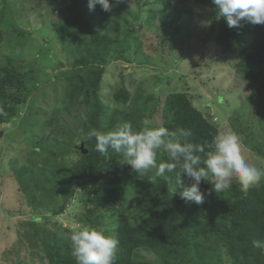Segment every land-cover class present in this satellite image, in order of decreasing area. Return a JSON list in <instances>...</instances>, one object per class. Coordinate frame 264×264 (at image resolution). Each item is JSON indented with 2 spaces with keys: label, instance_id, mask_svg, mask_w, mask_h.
<instances>
[{
  "label": "trees",
  "instance_id": "16d2710c",
  "mask_svg": "<svg viewBox=\"0 0 264 264\" xmlns=\"http://www.w3.org/2000/svg\"><path fill=\"white\" fill-rule=\"evenodd\" d=\"M38 1L48 4L59 0ZM130 1L136 4L135 9ZM110 3L114 5L110 12L97 4L95 14L89 17L88 0H70L68 15L57 24L63 34L70 31L77 50L65 67L57 66L60 72L53 77L54 84L63 89L55 109L56 133L65 139L61 142L44 133L33 145L36 157L45 154V158L40 162L31 159L30 164L14 167L13 172L33 207H45L55 219L51 231L40 227L36 216L27 221L30 232L25 236L31 239L30 247L38 248L32 258L40 264H76L68 237L73 230L87 227L119 241L115 264H264V251L252 246L253 239L264 241V179L246 193L235 179L229 190L219 193L212 191L210 182L202 180L200 189L205 199L197 205L172 195L174 189H180L175 183L179 168L166 172L167 178L154 177L155 169L139 176L120 154L109 150L105 156L96 151L95 138L88 139L93 129L108 132L125 123H131L134 131L161 126L190 129L192 135L180 138L181 142L201 145L210 144L224 131L210 111L194 104L187 90L168 93L163 87L156 95L139 87L133 95L123 85L111 95L116 105L106 104L101 97L102 83L112 62L129 60L133 45L145 59L135 33L146 24L155 33L157 54L172 56L178 43L190 45L192 31L185 27L182 15L188 14L186 21L192 23V3L210 11L207 38L222 47L225 55L235 53L236 68L249 70L255 83L248 100L258 108V117L264 122V69L251 70L264 65V25L242 21L240 27L229 28L212 0ZM3 6L0 27L12 20L7 0ZM146 7H152V12L146 13ZM15 33L21 36V32ZM5 38L6 32L0 28V46ZM126 38L131 45H126ZM158 79L167 86L170 77ZM38 83L27 59L5 56L0 65V125L19 117L21 108H27L38 92ZM28 119L33 121V112L27 109L21 123ZM256 149L264 153L261 147ZM201 156L203 159L206 154ZM156 160L157 165L170 162L163 151L157 152ZM190 183L185 180L186 185ZM79 194L85 208L81 227H64L57 218ZM129 197L133 201L127 210ZM19 212L25 214L24 210Z\"/></svg>",
  "mask_w": 264,
  "mask_h": 264
},
{
  "label": "rangeland",
  "instance_id": "374dc122",
  "mask_svg": "<svg viewBox=\"0 0 264 264\" xmlns=\"http://www.w3.org/2000/svg\"><path fill=\"white\" fill-rule=\"evenodd\" d=\"M7 1L11 6L12 20L0 27L6 32L0 46V65L5 62V56L27 59L35 69L40 88L27 108H21L19 117L10 124L0 125V264H17L22 260L23 264H40L32 258V252L38 248L30 247L31 239L25 236L30 232L27 221L36 216L39 226L51 231L55 229V219L45 207H33L28 195L20 190L13 172L14 167L28 165L31 159L40 162L45 158V154L36 157L37 148L33 145L44 133L47 138L50 135L61 142L65 139L56 133L55 109L63 97V89L54 84L53 77L60 72L57 66L65 67L68 59L77 55V50L69 36L70 31L67 29L63 34L57 28L59 20L68 15L66 6L70 0L48 4H39L38 0ZM3 4L4 0H0V13L4 10ZM130 4L136 8L134 2L130 1ZM189 7L194 9L192 23L186 21V13L182 19L185 27L192 31L190 45L178 43L171 57L165 53L157 54L154 51L157 45L155 33L146 24L135 33L142 43V58L146 60L141 59L134 45L131 46L129 60H115L109 66L102 83L101 97L106 104L116 105L111 95L123 85L133 95L139 87L156 95L163 87L168 93L187 90L198 108L208 110L216 117L223 132H237L247 162L264 169V153L256 149L261 147L264 150V122L258 117V108L248 100L255 81L249 70L236 68L235 53L225 55L222 47L207 38L210 11L194 3ZM86 8L89 17L97 10L96 6L91 11L88 6ZM145 9L146 13L153 10L152 7ZM16 31L21 32V36ZM126 42V45H131L130 39L126 38ZM261 69L264 65L251 68L254 71ZM159 76L170 77L167 86H162ZM27 109L33 112V121L28 119L21 123ZM132 198L127 199V210ZM21 210L25 211L24 215L19 212ZM84 210L79 194L57 221L64 227L80 228Z\"/></svg>",
  "mask_w": 264,
  "mask_h": 264
},
{
  "label": "clouds",
  "instance_id": "9594fccd",
  "mask_svg": "<svg viewBox=\"0 0 264 264\" xmlns=\"http://www.w3.org/2000/svg\"><path fill=\"white\" fill-rule=\"evenodd\" d=\"M212 3L229 28L240 27L242 21L264 25V0H212ZM97 4L105 12H110L114 6L110 0H88L87 6L91 11ZM191 135V130L183 127L175 130L163 126L145 127L134 131L131 123H125L108 132L93 129L88 139L95 138L96 151L105 156L109 150L120 154L139 176L155 169L154 177L167 178L166 172L172 173L179 168L175 183L183 190L174 189L172 195L178 194L185 202L197 205L203 204L205 199L200 189L202 180L210 182L212 191L219 193L229 190L235 179L246 193L264 179V169L250 165L245 159L242 140L235 132H221L206 145L181 142L180 138ZM158 151L167 153L170 162L157 165ZM201 154H206L205 158L202 159ZM185 180L191 181L190 185H186ZM68 239L76 264H115L119 241L113 236L84 227L73 230ZM252 246L264 251L262 240L253 239Z\"/></svg>",
  "mask_w": 264,
  "mask_h": 264
},
{
  "label": "water",
  "instance_id": "95a60500",
  "mask_svg": "<svg viewBox=\"0 0 264 264\" xmlns=\"http://www.w3.org/2000/svg\"><path fill=\"white\" fill-rule=\"evenodd\" d=\"M1 134H2V132L0 133V136H1ZM82 149H83V145H82V147H81ZM84 152H87V150H85Z\"/></svg>",
  "mask_w": 264,
  "mask_h": 264
}]
</instances>
